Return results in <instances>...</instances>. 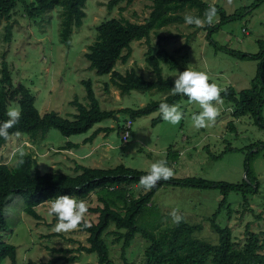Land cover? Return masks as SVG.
Instances as JSON below:
<instances>
[{
    "label": "rangeland",
    "instance_id": "1",
    "mask_svg": "<svg viewBox=\"0 0 264 264\" xmlns=\"http://www.w3.org/2000/svg\"><path fill=\"white\" fill-rule=\"evenodd\" d=\"M26 2L32 0H25ZM222 7L227 14L247 8V11L235 20H228L220 24L211 34L219 46H227L234 50L248 53H257L258 39H264V0L251 8L257 0H204ZM108 0H86L84 10L86 15L80 27H74L71 33L70 44L64 45L59 40L60 7L48 8L38 18H27L23 13L15 14L17 21H13L11 40L3 39L4 25L10 20L3 19L0 24V69L2 62L8 64L14 82L27 86L34 95V105L40 114L55 111L62 117L73 119L76 107L71 101L76 98L83 104H88L85 86L82 80L89 79L100 107L113 110L112 117L94 124L86 133L63 136L57 129H48L43 136L37 134L32 140L29 136L13 134L0 146V162L9 166L15 164L12 156L13 149L23 145L26 152L37 156V164L41 172L63 171L73 174L74 164L70 154L55 150L68 141H80L93 133L94 129L108 127L101 130L102 136L96 134L94 142L99 147L93 153L99 166L109 168L118 164L138 170L147 171L150 164L158 159H166L168 166L173 168L176 178L196 176L207 180L223 181L228 183L240 182L245 177V156L249 145L264 141V129L259 127L250 115L237 119L231 115L232 104L223 101L216 105L220 115L212 126L196 129L191 121V115L201 109L198 104L181 100L183 119L179 124L172 125L160 117L159 111L132 118V126L127 142L121 140V127L129 114L119 111L121 108H137L153 100L162 99L165 92L151 90H130L120 93V90L110 83V74L98 75L89 68V62L84 57L87 47L95 39L96 26L110 17L126 18L130 21L142 22L151 10L152 0H134L130 4L121 2L113 9L107 8ZM20 10V5L15 11ZM195 9L185 8L179 11L181 16L195 14ZM203 18V17H200ZM172 35L162 45L179 62L176 68H170L161 63L162 76L175 80L178 72L187 67L208 73L210 81L222 88L229 85L236 90L250 86L256 74L257 60H241L228 52L216 50L208 40L207 30L203 27L188 25L184 21L169 24L150 35L149 43L156 48L158 36ZM186 42V45H182ZM132 53L126 63L117 62L115 69L122 74L130 69L136 70L145 79L155 78L151 68L146 64L144 57L148 48L145 39L131 42ZM180 50L177 51V49ZM108 82L105 88V83ZM264 118V104L261 110ZM117 117V119H116ZM234 123V130H230L228 122ZM105 141V144L103 143ZM78 152H85L90 147V141L85 143ZM111 145L107 154L102 153L103 145ZM227 144L238 149L227 152L220 158L211 159L205 148L212 154H220ZM48 150L45 152V150ZM255 155L250 159V166L259 181L258 192L248 196L249 203L242 206V196L239 192H230L227 204L230 206L231 216L222 210L217 216L221 226H229L235 241L241 243L245 238V227L253 231L264 232V146L254 147ZM108 155V157H107ZM174 157V160H171ZM56 159V160H55ZM51 160H55L52 164ZM86 165L93 164L91 160L84 161ZM143 188L135 183L132 192L138 194ZM221 193L218 189L191 188L171 184L162 185L153 195L151 203L157 208L163 226L173 225L169 213L179 209L183 219L189 223H200L203 228L195 233V237L211 242L217 241V235L210 228L207 218L216 210ZM89 206L97 204L96 195L91 194ZM23 198L12 195L11 201L5 205L3 214L8 228L0 231V239L16 247V264H25L31 259L35 262L46 261L55 253L48 249L77 248L79 244L87 245L88 233L81 229L56 233L53 227L57 220L47 214L49 201L36 207L42 218L36 220L22 211ZM88 223L97 220L96 213L85 216ZM142 223V222H141ZM145 222H143L144 224ZM110 226L109 230H112ZM152 229V228H150ZM104 240L110 245V257L115 264H123L120 258V242L115 241V235L107 233ZM145 239L135 235L126 256L131 264H144L143 251ZM76 254L78 259L73 262L59 261L57 264H96L95 253L67 252L66 256ZM0 264H10L8 258Z\"/></svg>",
    "mask_w": 264,
    "mask_h": 264
},
{
    "label": "trees",
    "instance_id": "2",
    "mask_svg": "<svg viewBox=\"0 0 264 264\" xmlns=\"http://www.w3.org/2000/svg\"><path fill=\"white\" fill-rule=\"evenodd\" d=\"M134 0H108L107 8L113 9L121 2L126 4ZM257 0L250 7H256ZM86 0H0V24L3 19L10 20L4 25L3 39L6 42L11 40L13 34V21L17 13H23L27 18L35 19L40 17L48 8L60 7L59 40L64 45L70 44L71 33L74 27H80L86 15L84 10ZM20 5V10L15 11ZM209 2L204 0H152L151 10L148 16L142 21H130L126 18L110 17L101 21L95 28V39L87 47L84 57L89 62V68L98 75L110 74V83L116 86L120 93H127L130 90H151L157 89L165 92L162 99L153 100L144 106L137 108L125 107L119 109L129 114V118L143 116L154 111H159V104L179 103L181 100H188L186 96L172 95L171 88L174 80L162 76L161 63L167 64L170 68L179 65L178 60L170 54L163 41H168L171 34L158 36L156 48L149 43L150 35L157 33V30L169 24L184 21V16L179 11L190 8L195 9L193 15L203 17L204 11L208 8ZM215 4V3H214ZM218 10L219 20L213 25H204L207 30L208 41L214 45L216 50H222L241 60H257L256 74L252 78L250 86L236 90L229 85L226 92H221L223 101L232 104L231 115L237 119L241 116L250 115L254 122L264 129V118L261 110L264 104V39H258L257 53H248L234 50L227 46H219L211 39V34L219 28L220 24L228 20H235L247 11L243 8L232 14H227L219 5L215 4ZM145 39L148 48L144 60L155 75L152 80L145 79L136 70H127L124 74L115 69L116 63H126L131 57V42ZM186 42L182 45L184 47ZM180 48L177 49V51ZM211 83V81H209ZM85 86L88 104H83L74 98L71 103L76 107L73 119L62 117L55 111H48L40 114L34 105V95L30 89L22 83L14 82L12 72L7 62H2L0 69V122L7 119L6 112L11 107H18L21 110L19 123L15 128L10 129V134L20 133L29 136L34 140L37 134L43 136L50 128L57 129L63 136L69 137L86 133L94 124L114 115V111L102 109L92 88V82L82 80ZM19 84V86H18ZM105 88L108 82L105 84ZM160 115L152 120L155 123L160 120ZM230 130H234V123L228 122ZM102 127L98 130H106ZM97 130V131H98ZM85 138L90 141L97 133ZM10 135V136H11ZM6 140L0 138V146ZM73 145L71 142L66 145ZM63 145L60 149H67ZM264 146V141L250 144L248 153L245 156V177L237 183L207 180L196 176L183 178L172 177L169 180H161L153 189L138 194L132 192L135 183L139 178L147 174L145 170H138L118 164L115 167H90L76 164L74 173L68 174L63 171L41 172L37 164V156L27 152L24 157V164L19 168L9 166L0 162V231L8 228L7 220L3 214L6 204L11 201L12 195H20L23 198L22 211L36 220L42 218L36 207L45 202L55 199L59 195H71L78 200L88 202L91 194L96 195L97 204L88 205L90 213L97 214V220L91 222V227L81 229L88 233L87 245L79 244L77 248H55L49 247L55 254L46 261L35 262L31 259L25 264H57L59 261L73 262L78 259L76 254L66 256L67 252H85L96 254V264H115L110 257V245L104 240L103 235L112 233L115 241L120 242V258L123 264H131L126 256V251L131 245L135 235H140L146 241L143 251L144 264H264V232L253 231L245 227V238L241 243L235 241L231 228L221 226L217 222V216L222 210H226L230 217L231 210L227 204V197L230 192H239L242 196V206L249 203L248 196L258 192L259 181L250 166V159L255 155L252 148ZM211 159L220 158L227 152L238 149L227 144L220 154H212L209 148H205ZM171 157V160H174ZM164 184L177 185L191 188H214L221 193L216 210L207 218L210 228L217 235V241L211 242L203 238L195 237V233L202 230L200 223H189L182 219L179 224L163 226L156 230L162 223L157 208L151 203L154 193ZM56 221V218L54 217ZM142 222V223H141ZM143 222H145L143 224ZM113 226L112 230H109ZM152 228V229H150ZM4 258L10 260V264H16V247L11 243L0 239V261Z\"/></svg>",
    "mask_w": 264,
    "mask_h": 264
},
{
    "label": "clouds",
    "instance_id": "3",
    "mask_svg": "<svg viewBox=\"0 0 264 264\" xmlns=\"http://www.w3.org/2000/svg\"><path fill=\"white\" fill-rule=\"evenodd\" d=\"M218 10L214 2L210 3L204 11L203 18L191 13L185 14L184 22L188 25L203 27L205 24L211 26L218 22ZM174 86L171 88L172 95L186 96L189 102L196 103L200 107L198 113L191 115V121L196 129L206 128L215 123L220 115V109L216 106L223 103L221 92H226V88L210 81L207 72L195 70L191 67L185 68L175 76ZM159 104V115L166 122L172 125L179 124L183 119V112L180 104H169L166 102ZM7 119L0 122V138L10 139V129L16 127L21 117V110L18 107H11L6 112ZM19 135V133H16ZM27 152L23 145H18L13 149L12 156L15 157V167L19 168L24 164V157ZM174 176V170L168 166L166 159H158L152 162L147 170V174L139 178V187L145 191L153 189L161 180H169ZM88 213V203L84 200H78L71 195H59L50 200L47 210L48 216H54L57 220L53 227L56 233H67L78 230L81 224L85 228L91 227V224L85 220ZM169 215L173 223L179 224L183 216L179 209H173Z\"/></svg>",
    "mask_w": 264,
    "mask_h": 264
},
{
    "label": "crops",
    "instance_id": "4",
    "mask_svg": "<svg viewBox=\"0 0 264 264\" xmlns=\"http://www.w3.org/2000/svg\"><path fill=\"white\" fill-rule=\"evenodd\" d=\"M117 119V117H116ZM99 128H102V127H98L96 129H94V131H97ZM93 131V132H94ZM102 136H106L105 134L103 135L102 132H100L99 130L97 131L96 134H100ZM86 138V137H85ZM85 138H83L82 140L80 141H68V143H72L73 145H66L67 146V149H60V148H56L55 150H58L60 152H65V153H68L70 155H68L70 158H71V161L73 162V166H75L76 164H81V165H86L84 163V161L86 162L87 160H91L93 164H90V165H86V166H90V167H102V166H99L98 163H97V159H96V156L93 154L96 149L99 147V142H94V137L90 140V147L88 148L87 151L85 152H78L79 150H81L84 146H86V142L88 141H85ZM105 144V141L103 142ZM102 153L105 155L107 154V151L109 150V148H111V145L108 144V145H103L102 147ZM48 151L47 149L45 150V152ZM34 157H36V154L33 155ZM108 157V155H107ZM56 160V159H55ZM55 160H51L52 161V164L54 163ZM105 168V167H103Z\"/></svg>",
    "mask_w": 264,
    "mask_h": 264
},
{
    "label": "built area",
    "instance_id": "5",
    "mask_svg": "<svg viewBox=\"0 0 264 264\" xmlns=\"http://www.w3.org/2000/svg\"><path fill=\"white\" fill-rule=\"evenodd\" d=\"M131 126H132V120L130 118H127L123 121V124L121 127V140L123 142L128 141Z\"/></svg>",
    "mask_w": 264,
    "mask_h": 264
},
{
    "label": "water",
    "instance_id": "6",
    "mask_svg": "<svg viewBox=\"0 0 264 264\" xmlns=\"http://www.w3.org/2000/svg\"><path fill=\"white\" fill-rule=\"evenodd\" d=\"M18 86H19V84H18Z\"/></svg>",
    "mask_w": 264,
    "mask_h": 264
}]
</instances>
